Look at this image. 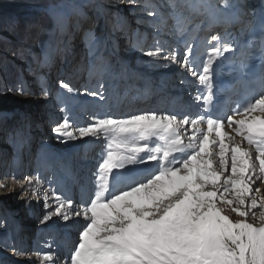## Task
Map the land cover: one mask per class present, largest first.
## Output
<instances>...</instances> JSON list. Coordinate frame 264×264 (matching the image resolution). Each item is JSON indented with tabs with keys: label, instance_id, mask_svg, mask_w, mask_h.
Instances as JSON below:
<instances>
[{
	"label": "snow or ice",
	"instance_id": "6c2138e0",
	"mask_svg": "<svg viewBox=\"0 0 264 264\" xmlns=\"http://www.w3.org/2000/svg\"><path fill=\"white\" fill-rule=\"evenodd\" d=\"M179 6L177 0H169L168 7ZM196 7L197 15L212 22L220 11L206 0ZM189 22L179 26L181 35H190ZM231 27L239 34L228 31ZM245 37V55L233 63L250 87L232 114L217 118L156 110L124 112L121 95L103 82L83 92L60 82L65 114L53 129L57 139L65 144L91 141L100 149L96 170L80 184L78 201L54 188L51 196L43 190L44 206L51 210L41 223L53 217L65 223L81 218L64 264H264V20L257 24L239 15L229 19L223 35L206 38L210 49L202 66L191 40L182 50L156 48L145 55L195 78L206 94L194 100L210 110L215 95L213 65L236 57ZM89 50L95 51L91 40ZM257 53L261 64L250 74L247 69ZM18 91L24 93L22 87ZM42 92L49 95L46 89ZM75 93L94 98L87 105L91 112L84 126L69 118L67 105L74 102L69 94ZM10 178L19 182L16 175ZM23 180L29 188L21 184L22 191L41 193L39 174L25 175ZM48 249L37 252L42 264H57L51 244Z\"/></svg>",
	"mask_w": 264,
	"mask_h": 264
},
{
	"label": "rangeland",
	"instance_id": "374dc122",
	"mask_svg": "<svg viewBox=\"0 0 264 264\" xmlns=\"http://www.w3.org/2000/svg\"><path fill=\"white\" fill-rule=\"evenodd\" d=\"M153 1L137 0L135 4H131L129 0H47L46 11L55 20L53 30L43 33L45 31L41 26V19L36 20H39L38 24L33 21L30 25L36 28L38 37L53 35V41L45 47V51L37 45H31L27 40L13 39L12 31H8L7 44L0 50V56L11 60L14 65H19L17 72L20 77L17 87L23 86L24 89L25 86V89L24 93L18 91V88L17 91L13 90L15 87L12 88L5 77H2L0 82V146L5 140L3 149L8 155L0 160V183L7 185V187H0V223L4 222L5 225L7 221L4 216L9 218L10 215L16 213L28 218L29 209H24L26 205L36 201L38 197H45L43 190L46 188L47 180L40 178L41 193L35 194L31 190L24 192L21 184L29 188L27 181L23 180L25 175L22 173L16 175L7 168L8 161L12 164L13 159L17 160L15 150L26 130L25 127H27L26 132L33 133L27 134L29 141L34 139L30 143L33 154L27 155V158L30 157L32 161L37 155L46 157L47 154L42 146L48 150L46 146L52 142L56 141L58 146L70 149H76L81 144L80 141L62 143L53 131L57 124L62 122L65 114L61 111V101L65 98L64 92L59 87L61 81L69 83L73 89H78L80 92H83L85 88L95 90L93 87L97 89L101 82L106 88L114 90L116 87L113 85L117 84L119 73L122 75L123 71H125V78L131 83L137 81L132 76L136 75L137 67L143 70L152 63L158 73L164 70L160 67L161 61L154 62L145 53L161 48L159 44L164 40L160 37L175 36L173 33L176 30L179 32L178 25L191 21L193 18L191 14L194 13L193 8L198 0H177L180 6L175 9L168 7L169 0H155L161 6L155 18L158 20L144 19V14L149 13L148 11L154 5ZM102 3L104 4L101 5ZM83 8L90 12H83ZM155 21L158 22L155 23ZM9 26L15 30L14 25H7L5 28L10 29ZM57 27L62 28L61 34L57 35L59 29ZM144 29L149 31L151 29V31L148 33ZM65 34L68 36L66 37ZM90 40L95 44V51L90 52L89 50ZM16 52L19 54L18 60L14 57ZM122 61L125 66L122 65ZM93 70L95 73L92 75L91 86L85 81L88 80V73ZM106 76L110 79H106ZM42 89L49 92L47 97L43 95ZM69 95H74V102H76L75 107L72 103L68 104L69 118L76 125L84 126L91 112L87 105H90L94 98L81 96L78 93ZM40 99L42 108L37 107L34 113L27 110L28 102L40 101ZM44 103L45 106H43ZM56 106L59 109L57 113H55ZM10 116H14L12 120L9 119ZM3 119L4 121H1ZM8 135L10 139L12 138L11 141ZM10 143H12L11 146ZM16 163L18 165V160ZM39 169L32 170L28 176L34 177ZM11 175H16L19 182L12 180ZM5 176L9 178L5 179ZM59 180L65 181L66 177L59 175ZM39 208L38 211L44 210L41 207V201H39ZM21 241L15 244L14 250L8 257L0 258V264H23V260L27 264L29 261L31 264H38V262L42 264L37 252L48 251L47 247L39 244L35 251L24 257L17 251L20 250Z\"/></svg>",
	"mask_w": 264,
	"mask_h": 264
},
{
	"label": "trees",
	"instance_id": "16d2710c",
	"mask_svg": "<svg viewBox=\"0 0 264 264\" xmlns=\"http://www.w3.org/2000/svg\"><path fill=\"white\" fill-rule=\"evenodd\" d=\"M46 3L47 0H0V50L7 44L8 31H12L13 39L27 40L31 45H37L41 50H46L45 47L53 41V35L51 37L49 34L38 37L36 28L30 26L33 21L38 24L39 20H36L41 19V26L45 31L43 33L53 30L55 22L50 17L49 12L46 11ZM28 16L31 17L27 18ZM7 25H14L15 30L11 26H9L10 29H6ZM58 34H61L60 28L57 31ZM14 57L18 60L19 54L16 52ZM16 66V64H12L11 60L0 56V82L2 77H5L8 84L12 85V88L15 87L13 89L15 91H17L19 82Z\"/></svg>",
	"mask_w": 264,
	"mask_h": 264
},
{
	"label": "bare ground",
	"instance_id": "6f19581e",
	"mask_svg": "<svg viewBox=\"0 0 264 264\" xmlns=\"http://www.w3.org/2000/svg\"><path fill=\"white\" fill-rule=\"evenodd\" d=\"M154 2V5L152 6V8L150 9V11H148L149 13H147V14H144V16H143V18L144 19H152V18H154L153 20H158V19H155L156 18V14H158V12L160 11V8L159 7H161L160 6V4L157 2H155V0L153 1ZM206 2L207 3H209L210 5H213V6H215V0H206ZM234 3H235V7H237L238 5H239V2L238 1H236V0H234ZM238 9L239 10H243L244 9V6H239L238 7ZM236 11H237V9H236ZM150 13H154V15H150ZM158 21H155V23H157ZM182 47L183 46H181V48L180 49H177V50H182ZM179 70H181V69H179ZM186 74V73H185ZM188 79H191L192 77H190L189 75H188V77H187ZM120 91V90H119ZM180 95H183V93L181 92L180 93ZM38 100V99H37ZM35 101V102H28L29 103V106H28V108H27V110H29V111H31V112H33L34 113V110L37 108V107H39V108H42V105H40V104H42V100L40 99V101ZM53 104V103H52ZM43 106H45V103L43 104ZM37 110V109H36ZM228 131H231L230 129H227ZM189 133H191V131L189 130ZM188 133V134H189ZM97 162V158L95 159V163ZM39 199H37L36 198V201H33V202H29L27 205H26V208H24L25 210L26 209H29V210H31V211H38V210H40V208H39Z\"/></svg>",
	"mask_w": 264,
	"mask_h": 264
}]
</instances>
